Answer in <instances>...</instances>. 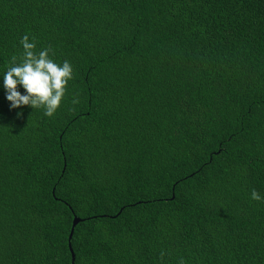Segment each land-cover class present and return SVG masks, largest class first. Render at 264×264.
<instances>
[{
    "label": "trees",
    "instance_id": "1",
    "mask_svg": "<svg viewBox=\"0 0 264 264\" xmlns=\"http://www.w3.org/2000/svg\"><path fill=\"white\" fill-rule=\"evenodd\" d=\"M0 264H264V0H0Z\"/></svg>",
    "mask_w": 264,
    "mask_h": 264
},
{
    "label": "water",
    "instance_id": "2",
    "mask_svg": "<svg viewBox=\"0 0 264 264\" xmlns=\"http://www.w3.org/2000/svg\"><path fill=\"white\" fill-rule=\"evenodd\" d=\"M79 220H80V219H78V218H75V219H74V221H73V227L79 222ZM72 233H73V232H71V234H70V236H69V239H71V237H72V235H73ZM72 256H73V255H72ZM73 260H74V256H73Z\"/></svg>",
    "mask_w": 264,
    "mask_h": 264
}]
</instances>
